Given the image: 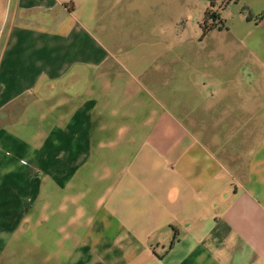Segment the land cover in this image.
Listing matches in <instances>:
<instances>
[{
    "label": "crops",
    "instance_id": "1",
    "mask_svg": "<svg viewBox=\"0 0 264 264\" xmlns=\"http://www.w3.org/2000/svg\"><path fill=\"white\" fill-rule=\"evenodd\" d=\"M214 1L0 0V264H264V133Z\"/></svg>",
    "mask_w": 264,
    "mask_h": 264
},
{
    "label": "rangeland",
    "instance_id": "2",
    "mask_svg": "<svg viewBox=\"0 0 264 264\" xmlns=\"http://www.w3.org/2000/svg\"><path fill=\"white\" fill-rule=\"evenodd\" d=\"M212 5L209 13H216L219 17L222 11L224 29L229 30L226 34H223L222 42L229 45L235 43L243 48L242 57L232 59L229 64V71L226 69V72L222 73L223 78L220 79L225 80L227 78V82H230L237 76L243 80L242 90L244 94L254 90V105H258V108L249 109L253 111V114L245 111L243 119L244 123L249 124V128L254 124V128L257 126L256 129H259L260 134L263 135L264 0H218L217 2L214 1ZM207 26L212 27L213 25L209 23ZM228 102H230L229 99ZM248 107V98L244 96L243 108L248 109ZM225 115L228 122L236 120V114L233 112H228Z\"/></svg>",
    "mask_w": 264,
    "mask_h": 264
},
{
    "label": "trees",
    "instance_id": "3",
    "mask_svg": "<svg viewBox=\"0 0 264 264\" xmlns=\"http://www.w3.org/2000/svg\"><path fill=\"white\" fill-rule=\"evenodd\" d=\"M211 6H213L212 5V3H211ZM208 18H211L215 23H213L212 25V27H216L217 26V24L219 23V25L220 26H218V28L220 29V28H222V23L219 21V17H218V15H216V13H213V12H211V13H209V11H207L206 12V14H205V19H204V23H203V32H206V31H208L209 29H211L212 27H208L207 25H208ZM218 22V23H217ZM221 23V24H220ZM216 24V25H215ZM215 25V26H214Z\"/></svg>",
    "mask_w": 264,
    "mask_h": 264
},
{
    "label": "built area",
    "instance_id": "4",
    "mask_svg": "<svg viewBox=\"0 0 264 264\" xmlns=\"http://www.w3.org/2000/svg\"><path fill=\"white\" fill-rule=\"evenodd\" d=\"M209 23H210V24H213V23H215V22H214L211 18H208V24H209ZM217 23H218V22H217ZM220 24H221V23H220ZM217 25L220 26L219 23H218Z\"/></svg>",
    "mask_w": 264,
    "mask_h": 264
}]
</instances>
